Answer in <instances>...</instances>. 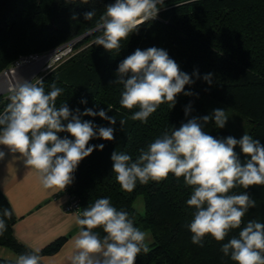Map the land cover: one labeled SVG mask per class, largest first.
I'll return each instance as SVG.
<instances>
[{"label":"trees","instance_id":"trees-1","mask_svg":"<svg viewBox=\"0 0 264 264\" xmlns=\"http://www.w3.org/2000/svg\"><path fill=\"white\" fill-rule=\"evenodd\" d=\"M114 0H0V71L10 67L20 55L44 53L72 41V51L59 60L39 79L45 93L56 83L63 89L55 105L66 104L75 114L79 109L99 112L103 109L116 123L97 116L81 115L98 127H112L114 139L94 138L89 146L103 144L78 165L70 190L80 197V214L97 199L109 198L118 211H126L134 226L149 229L152 240L146 242L150 251L141 252L135 264H236L230 255L221 251L224 243L238 238L249 220L264 223V185L244 189L237 186L229 194L247 192L255 201L242 218L241 227L229 231L223 241L211 235L204 238V246L193 244L187 227L194 218L195 208L188 206L192 187L174 174L160 182H137L131 192L122 189L113 172L111 155L114 151L129 154L133 161L140 149L147 150L150 143L162 136L165 130L179 128L192 118L211 116L215 109H224L228 120L218 128L214 119L201 120L203 130L217 139L232 136L237 140L246 133L264 145V0H164L154 20L145 22L138 31L121 40L119 50L106 51L95 44L102 33L95 31L96 22ZM181 5V6H178ZM95 11L92 20L84 13ZM76 19H72L73 15ZM92 30V31H90ZM90 31V32H89ZM57 46V47H56ZM157 47L168 52L182 72L194 83L185 85L186 96L177 94L173 108L169 102L161 104L150 115L147 123L130 117L139 110L120 105L123 85L115 84L118 65L139 48ZM211 73V84L203 77ZM6 93L0 95L2 107L9 102ZM86 103H81V100ZM110 106V109L108 107ZM190 106L188 115L185 108ZM4 108H0V112ZM120 120L125 123L121 125ZM65 125L67 121L63 122ZM60 138L74 139L69 133H57ZM241 163L249 158L237 145L234 148ZM144 197L145 212L135 207L137 195ZM8 208L12 218L6 220L7 231L0 236V245L18 255L35 253L14 233L18 216L10 200L0 188V215ZM79 214V215H80ZM93 231L101 237L102 228ZM62 235L40 248L39 256L56 252L66 239ZM16 260L0 256V264H15ZM40 264H46L42 259Z\"/></svg>","mask_w":264,"mask_h":264},{"label":"clouds","instance_id":"clouds-1","mask_svg":"<svg viewBox=\"0 0 264 264\" xmlns=\"http://www.w3.org/2000/svg\"><path fill=\"white\" fill-rule=\"evenodd\" d=\"M163 3L164 0H114L96 22L95 31L102 34L96 37L95 44L106 51L119 50L120 41L138 31L140 25L154 20L160 10L158 5ZM95 15V11L86 12L84 19L90 21ZM72 19H76L75 14ZM117 76L114 83L123 85L120 105L129 110L139 107L130 117L134 121L147 123L165 102L173 108L177 94L193 95L184 92L185 85L194 83L192 78L161 48H137L118 65ZM211 77L209 73L203 79L211 84ZM8 91L10 102L0 112V145L19 153L24 164L36 172L44 189L63 191L73 183L79 163L94 149L104 148L103 144L89 146L91 139H114L112 127H98L81 119V115H98L115 124V117H109L103 109H85L83 113L77 109L73 114L66 104L57 108L55 101L63 89L55 82L47 94L42 79L35 83L17 79ZM189 111L190 106L185 108L186 116ZM210 119H214L216 127L224 128L228 117L224 109H215L211 116L192 118L179 128L165 130L147 150L140 149L134 161L126 153L114 151L111 155L116 181L125 191H133L137 182H160L170 173L178 180L183 177L185 185L192 187L186 203L195 208L187 227L192 243L200 247L204 246L206 235L223 241L230 230L241 227L242 218L256 207V201L246 191L229 194L230 190L238 185L244 189L264 185V145L246 133L239 140L232 136L217 139L203 130L201 120L207 123ZM61 132L74 139L60 138L57 133ZM237 145L249 157L243 164L234 151ZM5 155L0 150V160ZM12 215L8 208L2 210L0 236L7 231L5 218L11 219ZM75 222L80 230L74 237L70 264H135L141 252L150 251L148 234L134 226L128 212L113 207L109 198L97 199ZM98 227L105 233L103 237L93 231ZM39 251L19 255L15 264H40L41 257L36 254ZM221 251L236 264H264V223L249 220L238 238L224 243Z\"/></svg>","mask_w":264,"mask_h":264},{"label":"crops","instance_id":"crops-1","mask_svg":"<svg viewBox=\"0 0 264 264\" xmlns=\"http://www.w3.org/2000/svg\"><path fill=\"white\" fill-rule=\"evenodd\" d=\"M0 150L6 153L0 160V188L18 216L13 225L15 235L34 249L66 235L56 252L40 257L46 264H70L74 237L80 230L75 222L78 212L65 209L67 196L60 190L44 189L36 172L24 164L19 153H12L3 145ZM0 256L16 260L19 255L0 245Z\"/></svg>","mask_w":264,"mask_h":264},{"label":"built area","instance_id":"built-area-1","mask_svg":"<svg viewBox=\"0 0 264 264\" xmlns=\"http://www.w3.org/2000/svg\"><path fill=\"white\" fill-rule=\"evenodd\" d=\"M72 43H73L72 41H69V42H67V43H65V44H63V45H61V46H59L57 48L52 49L49 52H51V54H52V51H55V50H57L59 48L62 49L61 51L58 50L57 51L58 54H56L55 60H59L64 54H68L72 50V46H73ZM49 52H46V53H49ZM38 55H41V54L40 53H34V54H29V55H20L19 58L10 67H8L5 70V72L7 70L16 68L19 64H22L25 61H29V60H31L32 58H34L35 56H38ZM1 75H0V93L1 94L6 93V95L9 96L10 92L8 91V89L10 87L7 84L8 81L6 79L2 78ZM9 80L11 82L13 81L14 83L16 82V78L14 76L11 77ZM60 192L64 193L67 196L65 209L66 210H73V211L78 212V214H80V197L70 190V185L67 186L65 188V190H63V191L60 190Z\"/></svg>","mask_w":264,"mask_h":264},{"label":"rangeland","instance_id":"rangeland-1","mask_svg":"<svg viewBox=\"0 0 264 264\" xmlns=\"http://www.w3.org/2000/svg\"><path fill=\"white\" fill-rule=\"evenodd\" d=\"M57 47V46H56ZM54 48H55V46H54ZM53 49V48H52ZM52 49H50L49 51H51ZM61 51L62 49H57V50H55V51H52V54L50 55V57L47 59V60H45L44 62H42V63H40L39 65H38V67H37V72L36 73H34L32 76H30V77H28V78H26L25 80H28V81H32L33 83H35L36 82V79H39L47 70H49L54 64H56L59 60H62L65 56H67L68 54H64L59 60H55V58H56V54H58V52L57 51ZM49 51H47V52H49ZM50 53V52H49ZM44 54H47L46 52H44V53H41V55H44ZM38 56H40V55H38ZM34 59V58H33ZM32 60V59H31ZM25 62H27V61H25ZM7 68H4V69H2L1 71H0V75L2 74V73H4L5 72V70H6ZM26 68H23V70H25ZM23 70H21L20 72H22ZM32 72H33V69L31 70ZM0 95H1V93H0ZM10 102V101H9ZM9 102H5V104L2 106V107H0V108H5L6 106H7V104L9 103ZM2 103H4L3 101L1 102V100H0V104L2 105ZM134 205H135V207H136V209L141 213V214H143L144 212H145V205H144V197H143V195L142 194H139V195H137V197L135 198V201H134ZM147 234H148V237H147V239H146V242H150L151 240H152V235H151V232H150V230L149 229H146V230H144Z\"/></svg>","mask_w":264,"mask_h":264},{"label":"bare ground","instance_id":"bare-ground-1","mask_svg":"<svg viewBox=\"0 0 264 264\" xmlns=\"http://www.w3.org/2000/svg\"><path fill=\"white\" fill-rule=\"evenodd\" d=\"M50 55H51V52L44 54V55L35 56L34 59L32 58V60L19 64L16 68L7 70L1 75V77L6 79L8 81L7 83L8 86L11 87L14 84L13 81L11 82L9 80L11 77L14 76L16 80L17 79L25 80L26 78L36 73L38 71L37 70L38 65L44 62L45 60H47L50 57ZM23 68H26V69L23 70ZM32 69H33V72L31 71ZM21 70L23 71L20 72Z\"/></svg>","mask_w":264,"mask_h":264},{"label":"water","instance_id":"water-1","mask_svg":"<svg viewBox=\"0 0 264 264\" xmlns=\"http://www.w3.org/2000/svg\"><path fill=\"white\" fill-rule=\"evenodd\" d=\"M90 31H92V30H90ZM90 31H89V32H90Z\"/></svg>","mask_w":264,"mask_h":264}]
</instances>
